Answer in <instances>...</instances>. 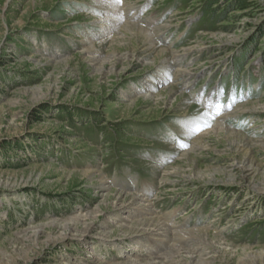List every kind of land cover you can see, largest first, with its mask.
<instances>
[{
    "label": "rangeland",
    "instance_id": "374dc122",
    "mask_svg": "<svg viewBox=\"0 0 264 264\" xmlns=\"http://www.w3.org/2000/svg\"><path fill=\"white\" fill-rule=\"evenodd\" d=\"M236 1L0 0V264H264V0Z\"/></svg>",
    "mask_w": 264,
    "mask_h": 264
},
{
    "label": "bare ground",
    "instance_id": "6f19581e",
    "mask_svg": "<svg viewBox=\"0 0 264 264\" xmlns=\"http://www.w3.org/2000/svg\"><path fill=\"white\" fill-rule=\"evenodd\" d=\"M107 2V1H106ZM122 2V1H121ZM108 3V2H107ZM103 4V3H102ZM106 4V3H105ZM104 4V5H105ZM119 5V4H118ZM103 6V5H102ZM113 8V7H112ZM108 9V8H107ZM106 9V10H107ZM109 10V9H108ZM110 11V10H109ZM108 17V16H107ZM121 18V17H120ZM123 18V17H122ZM118 20V19H117ZM116 20V21H117ZM120 21V20H119ZM117 23V22H115ZM101 24V23H100ZM109 24V23H108ZM112 24V23H111ZM118 24V23H117ZM113 25V24H112ZM126 26V27H125ZM125 29L127 28L128 30L126 31H135L138 35L141 34V36L144 37V39L147 41L146 44H148L149 46H153V47H156V42L153 40L154 38L151 39L150 37V34L148 33L147 29L143 26V25H139L137 23H134V22H129V23H126L124 25ZM117 28V27H116ZM120 30V29H119ZM122 30V29H121ZM110 33V32H109ZM118 34V33H117ZM121 34V31L120 33ZM123 34V33H122ZM112 38V37H111ZM148 46V47H149ZM162 53H166L168 50L165 49V48H161L160 49ZM160 52V53H161ZM147 58V57H146ZM140 59V58H139ZM143 60V59H142ZM167 67V66H166ZM184 69V68H183ZM182 68H180V66L177 67V69L175 70V72H178L180 73V71L182 72L183 70ZM188 71V70H187ZM190 71V70H189ZM187 73V72H186ZM169 76V75H168ZM176 76V75H175ZM178 77V75H177ZM167 80V79H166ZM150 91V90H149ZM144 92V96H147V97H153V94H151L150 92H148V90H143L141 91V93ZM210 96V95H209ZM211 102V101H209ZM217 126H220L221 128L223 127V125L221 123L218 122ZM218 128V127H217ZM215 128V129H217ZM103 179V178H102ZM104 182V181H103ZM142 194V193H141ZM141 194H138L137 196L136 195H133L132 198H135V199H138V201L142 204H140V211H139V214H137L138 218H139V221H143L144 219L147 218V216H149L150 214H153V210H152V207L150 206L149 204V200L147 198H145V195H141ZM148 194V193H147ZM155 225V224H154ZM163 225V224H162ZM161 224L160 225H157L155 226L153 229V232L156 231V232H163L162 235H166L167 232H172V230H170L168 227H165V226H162ZM152 227V225H150ZM148 228V227H147ZM149 230V229H148ZM192 232L190 229L187 230V229H177V230H173V233H175V237H176V244L175 245H170V244H166L165 245V248H182L187 246L189 243L190 244H193V241L194 239H192ZM171 234V233H170ZM195 241V240H194ZM178 244V245H177ZM201 244V243H199ZM199 244H195L194 243V246L195 248H197L198 250H200L201 252L204 253V255H209L211 256V253L209 251H206L205 248L203 246H200Z\"/></svg>",
    "mask_w": 264,
    "mask_h": 264
},
{
    "label": "trees",
    "instance_id": "16d2710c",
    "mask_svg": "<svg viewBox=\"0 0 264 264\" xmlns=\"http://www.w3.org/2000/svg\"><path fill=\"white\" fill-rule=\"evenodd\" d=\"M248 5L247 0H237L235 7H238L239 9H246Z\"/></svg>",
    "mask_w": 264,
    "mask_h": 264
},
{
    "label": "snow or ice",
    "instance_id": "6c2138e0",
    "mask_svg": "<svg viewBox=\"0 0 264 264\" xmlns=\"http://www.w3.org/2000/svg\"><path fill=\"white\" fill-rule=\"evenodd\" d=\"M118 2H119V0H118ZM229 107H230V106H229ZM212 118L215 119L214 116H213ZM210 126H211L210 124H205V125H203V126H201V127H198V128H197V131H202L204 127H210ZM181 146H182V147H187L188 145H187V144H184V143L181 142Z\"/></svg>",
    "mask_w": 264,
    "mask_h": 264
}]
</instances>
